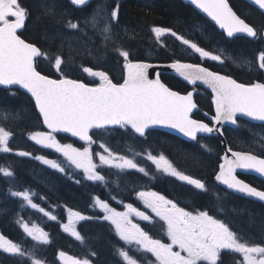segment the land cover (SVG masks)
I'll use <instances>...</instances> for the list:
<instances>
[{
	"label": "snow or ice",
	"instance_id": "1",
	"mask_svg": "<svg viewBox=\"0 0 264 264\" xmlns=\"http://www.w3.org/2000/svg\"><path fill=\"white\" fill-rule=\"evenodd\" d=\"M69 2L78 7L88 3V0H69ZM190 3L210 18L219 29H222L228 38H233L237 34H245L250 38H257L260 35L258 29L245 22L233 11L228 0H190ZM250 3L257 6L264 15V0H250ZM118 14L119 5L111 9L110 14L98 5L90 17L85 19L84 27L81 28L78 22H73L71 19L65 22L63 17L66 14L58 11L55 0H44L42 4L44 18L55 25H63L68 29L81 32L83 37L87 38H64L60 43L61 51L65 39L68 41L69 51H75L71 42L75 40L89 55L92 52L88 42L93 40V37L89 36V29L101 37L102 45L107 48L109 43H115L112 22L118 21ZM29 15V10L20 4V0H0V86L18 85L20 89L30 94L44 126L49 131L32 132L29 139L43 148L54 149L65 158L69 166L82 169L86 180L105 183L106 178L97 171L98 167L105 165L117 169L119 173L134 169L143 173L145 177L155 178L154 175L150 176L145 167L140 166L135 159L114 153L103 142L99 147L107 155L96 152L95 156H98L100 163L99 165L94 163L91 145L95 141L90 135L92 129L107 130L109 126L118 125L120 128L131 129L132 133L144 137L149 128L161 126L173 129L189 140L198 142L201 138L198 134L216 132L223 135L221 129L216 126L223 125L225 122L236 125L239 116L251 121L264 122V83H238L229 75L210 71L200 64L183 63L178 59L166 67L174 70L189 84L194 85L200 81L211 88L212 103L215 106V116L212 117L213 126L191 118L190 113L197 107L193 101V92L181 95L173 91L161 81L160 73H157L155 79H149V69L154 65L133 62L130 59V52L120 48L116 51L125 61L122 83H113L106 72L94 70L92 67H83L82 70L88 76L97 78L99 83L90 86L78 79H70L63 75L64 60L60 54L52 55L35 43L22 39L18 34V30L26 26ZM196 30L200 31V27L197 26ZM151 32L156 43L162 46L166 45L161 38L166 35L171 36L181 45L186 46V49H190L191 54L198 55L202 60L225 63L223 49L219 50V54L207 50L171 28L154 26ZM56 35L59 36L61 33L57 32ZM44 38L52 41L55 36ZM41 57L48 60L52 67L61 73L60 78L52 79L37 70V62ZM227 59L232 58L227 57ZM257 60L259 68L264 69V51L259 54ZM233 62L236 61L233 60ZM10 115L6 113L5 119ZM60 132L78 137L87 146L80 149L73 147L72 144H61L53 135ZM11 136V131L0 126V153L12 151L9 147ZM200 146L207 149V145ZM228 151L231 152V158L228 155L220 157L222 162L219 164V171L215 173V180L229 190L264 202V191L239 179L235 174L237 169H241L264 177V158L251 152L232 151L230 148ZM16 154L21 157L32 155L25 151ZM34 159L59 172H65V166L58 160L47 159L44 156H35ZM146 159L155 165L157 173L175 177L178 181L193 186L201 192L208 191L207 185L201 179L178 170L165 155L156 156L148 152ZM0 174L3 177L13 176V172L7 167H0ZM135 194L145 208L150 209L154 217L134 208L132 204H125L126 211L118 212L98 197L93 198V206L103 211L104 215L99 219L110 222L120 240L126 245L134 243L138 246L137 251L150 253L155 258L152 264H220L222 253L225 251L229 255L239 254L242 257V260H238L236 264H264V246L244 241L228 223L210 215L208 211L195 213L187 211L179 207L172 199L155 191H139ZM32 195L28 190L11 191V196L21 198L31 208L37 209L51 220H56L55 215H51L33 202ZM220 211L223 212V208ZM67 212L68 223L62 225L63 231L83 242L84 238L77 231L76 224L92 217H86L80 211L71 208L67 209ZM130 215H135L142 221H148L152 227L162 221L160 227L168 242L153 238L139 224L133 223ZM155 218H158V221ZM17 222L26 236L31 237L33 241L41 244L50 242L48 233L37 225L33 224L30 227L22 220ZM0 250L22 258L27 255L31 264H45L34 253H26L20 244L14 243L2 234H0ZM117 251L124 264H140V261L130 255L129 251L124 249ZM58 255L67 261V264H90L87 258L78 259L67 256L63 251Z\"/></svg>",
	"mask_w": 264,
	"mask_h": 264
},
{
	"label": "trees",
	"instance_id": "2",
	"mask_svg": "<svg viewBox=\"0 0 264 264\" xmlns=\"http://www.w3.org/2000/svg\"><path fill=\"white\" fill-rule=\"evenodd\" d=\"M228 1L242 19L259 30L260 35L257 38L247 36L228 38L209 20L181 0H93L80 8L72 6L68 0H55L58 11L66 14L63 17L65 22L71 19L73 22H78L81 28L84 27L85 19L90 17L98 5L105 8L109 14L111 9L119 5L118 21L112 22L115 43H109L105 48L101 37L89 29V36L93 37V40L88 42L91 55L80 44L75 43V40L71 41L75 51H69L67 39L61 51L62 39L87 38L83 37L81 32L68 29L63 25H55L44 18L42 15L44 0H20V4L29 10L30 15L19 35L27 42L35 43L43 50L49 51L52 55L60 54L64 60L63 75L89 85L97 84L99 80L87 76L82 70L83 67H92L94 70L106 72L114 83H119L123 79L125 61L119 56L117 48L129 51L132 61L166 63L178 59L183 62L201 64L212 71L229 75L240 83H264V69L259 68L257 60L259 54L264 51V40L261 34L264 27V15L244 0ZM154 26L171 28L178 34L184 35L185 38L217 54L223 49L225 55L232 59L225 60L224 64L202 60L198 55L191 54V50L186 49V46L167 35L161 38L163 44L166 45L162 46L156 43L151 32ZM197 26L200 27V31L196 30ZM57 32L61 35L57 36ZM45 36H55V39L50 41L45 39ZM247 61H251L252 65H247ZM37 70L55 79L60 78L61 75L55 72L52 64L43 57L37 62ZM168 76L161 74L160 78L171 87ZM0 105L12 114L7 119L0 118V126L12 132L9 141L12 151L0 153V167H7L12 171V178L17 184V187H14L7 177L0 174V234L20 244L26 253H34L45 264H62L58 255L61 251L78 259L87 258L90 264H124L118 255V249L129 251V254L136 257L140 264H152L154 260L148 253H141L137 251L135 244L126 245L120 240L114 227L110 222L99 219L101 214L96 212L93 206L94 197L113 206H115L111 201L113 197L122 202L132 201L130 197H134L135 185H138L135 173L125 172L117 175L103 168L100 170L106 178L105 183L86 180L82 173L67 165L61 155L29 139L32 132L45 130L32 99L26 93L17 88L5 89L0 86ZM247 125L246 121L239 120L237 127L222 129L230 148L250 146ZM261 130L264 131V129ZM55 136L62 144L83 146L82 143L65 134ZM91 136L95 141L92 146L103 142L113 152L121 154L128 153L127 147H155V145L164 147L156 138L168 136L177 141H170L166 145L170 148L169 153L172 154L176 168L195 178L201 176L214 193L218 190L212 174L213 165L221 147L214 135L201 136L198 142H194L207 145V149L198 148L196 144L180 140L174 135L163 133L158 136L157 132L148 131L144 137H139L130 129L120 127L93 130ZM20 151L30 152L32 155L18 156L16 153ZM35 156L58 160L65 166V172L50 168L34 159ZM163 180L174 192L173 198L180 204L185 203L191 205L192 208H204L208 205L209 195L169 177ZM17 188L20 191H30L33 194V202L51 215H55L57 219L51 220L42 212L28 206L21 198L11 196V191ZM218 202L220 204L218 207L223 208L225 214L227 213L225 218L230 221L229 226L238 236L251 244L264 245L263 206L239 198L222 199ZM69 208L80 211L86 217H92V219L79 221L76 225L77 231L84 238L83 242L63 231L62 225L67 220V209ZM18 220L37 225L48 233L50 242L41 244L27 237L17 222ZM144 228L150 229V227ZM238 260H241L239 254L222 253L220 264H236ZM0 264H31V260L27 255L22 258L0 250Z\"/></svg>",
	"mask_w": 264,
	"mask_h": 264
},
{
	"label": "flooded vegetation",
	"instance_id": "3",
	"mask_svg": "<svg viewBox=\"0 0 264 264\" xmlns=\"http://www.w3.org/2000/svg\"><path fill=\"white\" fill-rule=\"evenodd\" d=\"M223 55L226 57V60H228V61L231 60V59H227V56L225 55L224 52H223ZM194 64H196V63H194ZM247 65H252V62L251 61H247ZM258 66H259V62H258ZM86 75H87V73H86ZM167 75H169L168 76L169 85L172 88L169 87L168 85L167 86L169 88H171L172 90H175V91H177V92H179L181 94H187L190 91L193 92V101L197 105V108H196V110L193 111V113L191 115L192 118H194L196 120H201V121H203L205 123H208L209 126H212V121L209 119V117H211V116L213 117L215 115V109H214V105L212 103V94L209 91H207L204 88H202L201 86L189 85L188 83L184 82L183 80H181V79H179V78H177V77H175L173 75H170V74H167ZM205 113H207V115H205ZM239 120L246 121V120L238 118L237 119V124H236L235 127H237V125L239 123ZM246 125H247V127L249 129L248 131H249L250 138L248 139V144H250V146H245L244 148H236V147L235 148H233V147L230 148L229 145L227 144L228 148H230L232 151L251 152L254 155H258L261 158H264V139H262V138H264V131L261 130V129H264V123H251L249 121H246ZM252 125H256V126L253 127ZM259 125H261V127ZM235 127H231V128H235ZM226 128H230V126H224L222 129H226ZM148 131H154L155 133L157 132L158 136L163 134V133L170 134V133H167V132H164V131H161V130H148ZM148 131H146V133ZM170 135H172V134H170ZM206 136H208V135H206ZM177 138H179L180 140H183L185 142H191V143L195 142V141H191V140H185V139H182L180 137H177ZM156 140L159 141L160 145L163 144L164 147L163 146L157 147V145H155V147H140V148L139 147H135V148H132V149L137 150V151H139V149H141V152L146 150L144 152L145 156L147 155L148 152H151L153 155H156V156H159L160 154H163L175 166L174 159H172V157H171L172 154L169 153L170 152V148H167L166 145L170 141H174V142H177V141L175 139L169 138L168 136L158 137V138H156ZM140 142H143V140H140ZM194 144H196V143H194ZM196 145L198 146V148H202L200 146V144H196ZM220 147H221V149L217 153L215 164L213 165L214 166V172L212 174V179H213L214 183L217 185L216 187H217L218 190H217L216 193H214L212 188L207 186L208 187V191L207 192H202L204 194L209 195L207 197L208 198V201H207L208 205L204 206V208H192L191 205H188V204H185V203H181L180 204L179 202H177L173 198V193L174 192L171 189L168 188V186L165 183V181L163 180V178L169 177V178L175 180L176 182H181V181H178L174 177L168 176L166 174L163 175V174L160 173V175H158L159 173L156 172L155 166L151 163V161H148L144 157H140V158L144 159L145 161L141 160L140 158H138L137 160H139V162H140L139 164L142 167H145V169L150 173V176L151 175L155 176L154 179L150 178V177H145L143 175V173H139L136 170H131L130 169V170H127L125 172H133V173H135L134 176L137 178L136 182L138 183V185H135V188H136L135 193L139 192V191H155V192H158V193L166 196L168 199H172L174 202H176L178 204L179 207H182V208H184L187 211H190V212H193V213L198 212V211H208L210 215H213L214 217L219 218V219L225 221L226 223H228L230 221L227 218H225L227 213L225 214L224 211L223 212L220 211V208L218 207V206H220V204H219L218 201H221L222 199L239 198V199L249 200L250 202L257 203L258 205L263 206V207H264V205L259 203V202H257V201H253V200H250L248 198H245V197L239 196L237 194H234L233 192H230V191L226 190L225 188L221 187L216 182L215 173L217 171H219V164L222 162L220 157L222 156V154L224 152L221 143H220ZM105 173L107 174V172H105ZM235 174L237 175V177L239 179L244 180L246 183H249L250 185L258 188L259 190L264 191V181L262 179L254 176L252 174H248V173L236 172ZM196 179H201L205 183L204 179H202L201 176L200 177L198 176V178H196ZM190 187L194 188L193 186H190ZM198 191H200V190H198ZM130 198H132V201H130V200L124 201L125 204H132L134 208H136V209H138L140 211H143L146 214H150V215H152L154 217V214L150 213L149 209H146L144 206H141L140 202H142V201L136 196V194L134 195V197H130ZM213 204H214V206H213ZM116 211L119 212V210H116ZM133 216L135 217V219L134 218L131 219L133 221V223L139 224L140 227H150V229H147V230L145 228H143V229L145 231H148L149 235L153 236L154 238L162 239V241L167 242V239L163 235L164 234L163 233V229H161L162 231L159 230V229H155L149 224L148 221H142L138 217H136L135 215H133ZM155 220L158 221V218H155ZM162 223L163 222L160 221L159 223L156 224V226H160V225H162ZM223 253H228V252L225 251ZM148 254L152 257V255L150 253H148ZM152 258L154 260V257H152Z\"/></svg>",
	"mask_w": 264,
	"mask_h": 264
},
{
	"label": "water",
	"instance_id": "4",
	"mask_svg": "<svg viewBox=\"0 0 264 264\" xmlns=\"http://www.w3.org/2000/svg\"><path fill=\"white\" fill-rule=\"evenodd\" d=\"M91 1H93V0H88V3H86V4L83 5V6H78V8H80V7H84V6L88 5ZM181 1H182L183 3H185V4L190 5V6H191L192 8H194L198 13H200L203 17H205V18H206L207 20H209L213 25H215V23H214L213 21H211L210 18H208L204 13L200 12L199 9H196L194 5H191L190 0H181ZM244 1H246V2L249 3L250 5L254 6L253 4L250 3V0H244ZM68 2H69V0H68ZM69 3H70V2H69ZM228 3H229V1H228ZM72 6H73V5H72ZM229 6L231 7L230 4H229ZM74 7H77V6H74ZM254 7H255L256 9H258L257 6H254ZM231 8H232V7H231ZM232 9H233V8H232ZM258 10H259V9H258ZM233 11H234V10H233ZM259 11L261 12V10H259ZM237 15H238V14H237ZM245 22H246V21H245ZM215 27H216L219 31L223 32V30H222V29H219L218 26L215 25ZM21 31H22V29H21V30H18V34H19ZM261 34H262V37H263V40H264V27H263V30H262ZM225 35H226V34H225ZM236 36H246V35H245V34H237ZM21 38H22V37H21ZM22 39H23V38H22ZM133 62H144V63H149V64L154 65V67H152V68L149 69V79H155L157 73H160V74H170V75H173V76H175V77H177V78L183 80L184 82L188 83V82L185 81L182 77H180V76H179L174 70H172L171 68L166 67V65L170 64L171 62L158 63V62H147V61H139V60H133ZM181 62H183V61H181ZM183 63H190V62H183ZM193 64H194V63H193ZM202 66H203V65H202ZM204 67H205V66H204ZM209 70H210V69H209ZM210 71H212V70H210ZM214 72H215V71H214ZM218 73H219V72H218ZM220 74H222V73H220ZM43 75H44V74H43ZM222 75H224V74H222ZM50 78H52V77H50ZM52 79H55V78H52ZM161 81H162V80H161ZM122 82H123V80L121 81V83H122ZM162 82H163V81H162ZM113 83H114V82H113ZM163 83H164V82H163ZM238 83H239V82H238ZM188 84H189V83H188ZM189 85H193V84H189ZM194 85L201 86L202 88H204L205 90L209 91V92L212 94V90H211V88H209L207 85H204L202 82L197 81ZM90 86H92V85H90ZM166 86H167V85H166ZM1 87L5 88V89L17 88V89H19L20 91L26 93V94L31 98L30 94L27 93L26 90L20 89L18 85L9 86V87L1 86ZM173 91H175V90H173ZM180 94H181V93H180ZM181 95H186V94H181ZM31 99H32V98H31ZM32 101H33L34 106H35V102H34V100H32ZM196 108H197V107H196ZM196 108L193 109V111L196 110ZM214 109H215V106H214ZM35 110H36L38 116L40 117L38 110H37L36 108H35ZM193 111L190 113V116L192 115ZM214 116H215V115H214ZM191 118H192V116H191ZM238 118H239V119L246 120V121H249V122H251V123H264V122H259V121H251V120H249L248 118L243 117V116H239ZM40 119H41V122H42V126H43V128H44L46 131H49V130L46 128V126H44V124H43V120H42V117H40ZM193 119H194V118H193ZM209 119L212 121V116L209 117ZM204 123H205V122H204ZM212 126H213V125H212ZM224 126L235 127L236 125H233V124H231V123H229V122H225L223 125H217L216 127H219V128L221 129V131H222V128H223ZM117 127H119V126H118V125H114V126H109L108 128H117ZM93 130H96V129H92V130H90V135H91V131H93ZM148 130H161V131H164V132L170 133V134H172V135H175V136H177V137H180V138H182V139L189 140L188 138L184 137L182 134H179V133L176 132L175 130L170 129V128H167V127L153 126V127L149 128ZM148 130H146V131H148ZM54 134H65V135H67V136H69V137L75 139L76 141H78V142H80V143H84L83 141H80L78 137H72L70 133H63V132H60V133H54ZM212 134H213L216 138H218V140H219L220 143L222 144V147H223V150H224L222 156H224V155H228L229 158H231V152L228 151L229 148H228V145H227V142H226V139H225L224 135H220L219 133H216V132H214V133H212ZM212 134H198V135H199V136H206V135H212ZM236 172L252 174V175H254V176H256V177H258V178H260V179H262V180L264 181V177H259L258 174L254 173V172H251V171H245V170L237 169ZM216 182H217V181H216ZM217 183L219 184V182H217ZM219 185H220L221 187L225 188L226 190H228V191H230V192H233L234 194H237V195H239V196H242V197L248 198V199L253 200V201H257V202H259V203H261V204L264 205V202L258 201V200H256L255 198L247 197V196H244L243 194L236 193V192H234V191H232V190H229V189L226 188L225 185H221V184H219Z\"/></svg>",
	"mask_w": 264,
	"mask_h": 264
},
{
	"label": "rangeland",
	"instance_id": "5",
	"mask_svg": "<svg viewBox=\"0 0 264 264\" xmlns=\"http://www.w3.org/2000/svg\"><path fill=\"white\" fill-rule=\"evenodd\" d=\"M75 43H76V41H74ZM53 70L55 71V72H57L56 71V69L53 67ZM6 113H9V112H7L6 110H4L3 109V107L0 105V118H5V114ZM11 114V113H10ZM12 115V114H11ZM10 115V116H11ZM15 115H16V113H15ZM42 132H46V131H42ZM62 144V143H61ZM99 145H100V142L99 143H96L95 145H91V151L93 152V154H94V157H93V162L94 163H96L97 165H99V158H98V156H95V153L96 152H99V153H101V154H104V155H107L106 153H104L103 152V149H101L100 147H99ZM87 145H85V144H83V146H81V147H77V146H74L73 145V147H76V148H80V149H82L83 147H86ZM52 150H54V149H52ZM126 150L128 151V153H126V154H121V153H117V152H114V153H116V154H118V155H124V156H127L128 158H133V159H135V161L139 164L140 162H139V160H137L138 158H140V157H144V158H146V156L144 155V152L146 151V150H144L143 152H141V149H139V151H137V150H134V149H132V148H129V147H127L126 148ZM55 151V150H54ZM137 153H140V155H136ZM59 154V153H58ZM60 155V154H59ZM144 155V156H143ZM130 156V157H129ZM62 158H63V161L67 164V162L65 161V158L62 156ZM141 159V158H140ZM141 160H143V161H145L144 159H141ZM68 165V164H67ZM140 165V164H139ZM48 166V165H47ZM141 166V165H140ZM155 166V165H154ZM71 167H73L74 169H76L74 166H71ZM103 168H105L106 170L108 169V171H112L114 174H117V175H121V174H123V173H125V172H123V173H119L118 172V170L117 169H114V168H109L108 166H103V167H98L97 168V171L102 175V172H101V170L100 169H103ZM78 172H80V173H82V175L84 176V173H83V170L82 169H76ZM131 170H134V169H131ZM127 171V170H126ZM161 174H163V173H161ZM158 175H160V173L158 174ZM163 175H165V174H163ZM172 177V176H171ZM8 179H9V181L12 183V185L14 186V187H17V184L15 183V181H14V179L12 178V176L11 177H7ZM84 178H85V176H84ZM175 178V177H174ZM176 179V178H175ZM89 181V180H88ZM91 182H94V181H91ZM95 182H99V181H95ZM12 191H20L18 188H17V190L16 189H13ZM111 201L113 202V204L115 205V206H113V205H110L109 203V206L110 207H112V208H114L115 210H119V212H124V211H126L125 210V207H124V205H125V202H122L121 200H119L118 198H115V199H111ZM140 204H141V206H144V204H143V202H140ZM145 207V206H144ZM94 209H95V211L96 212H100V214H101V216H99V217H103V215H104V213H103V211L102 210H100L98 207H94ZM149 211H150V209H149ZM150 213H151V211H150ZM132 218H134L135 219V217L133 216V215H130V219H132ZM66 222L64 223V224H66V223H68V214H67V216H66ZM26 222V221H25ZM26 223H28V222H26ZM78 223V222H77ZM29 224V223H28ZM77 225V224H76ZM29 226L31 227L32 225H30L29 224ZM141 228H144V227H141ZM153 228H155V229H159V230H161L162 228L160 227V226H156V227H153ZM162 231V230H161ZM163 233H164V231H163ZM162 234V233H161ZM164 235V237L167 239V237H166V235L165 234H163ZM153 237V236H152ZM154 238V237H153ZM164 242V241H163ZM168 242V241H167ZM134 244V243H133ZM264 246V245H263ZM135 247L136 248H138V246H136L135 245ZM59 259H60V262L62 263V264H67V261H65V260H63V259H61L60 257H59ZM155 259V258H154ZM241 260H242V257H241Z\"/></svg>",
	"mask_w": 264,
	"mask_h": 264
}]
</instances>
